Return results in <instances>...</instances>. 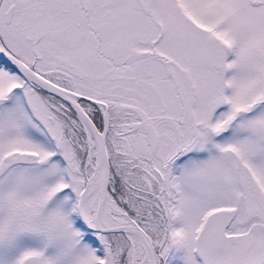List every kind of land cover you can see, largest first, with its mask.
<instances>
[{
    "label": "snow or ice",
    "instance_id": "snow-or-ice-1",
    "mask_svg": "<svg viewBox=\"0 0 264 264\" xmlns=\"http://www.w3.org/2000/svg\"><path fill=\"white\" fill-rule=\"evenodd\" d=\"M0 264H264V0H0Z\"/></svg>",
    "mask_w": 264,
    "mask_h": 264
}]
</instances>
